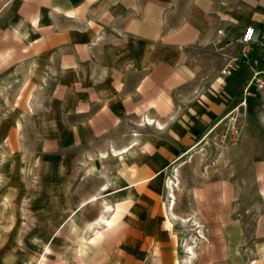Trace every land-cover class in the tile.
<instances>
[{"label": "crops", "instance_id": "1", "mask_svg": "<svg viewBox=\"0 0 264 264\" xmlns=\"http://www.w3.org/2000/svg\"><path fill=\"white\" fill-rule=\"evenodd\" d=\"M250 26L251 55L263 65L264 0H2L0 80L26 82L24 116L38 127L33 168L40 189L56 192L55 221L80 231L117 226L81 254L97 264H173L165 171L241 102L249 64L246 79L241 68L221 70L241 54ZM239 110L245 125L232 163L264 199V89ZM224 183L210 190L230 191ZM238 183L232 190L249 191ZM228 206L213 216L230 248L243 228ZM255 249L264 254V208Z\"/></svg>", "mask_w": 264, "mask_h": 264}, {"label": "rangeland", "instance_id": "2", "mask_svg": "<svg viewBox=\"0 0 264 264\" xmlns=\"http://www.w3.org/2000/svg\"><path fill=\"white\" fill-rule=\"evenodd\" d=\"M7 65L0 63L2 69ZM240 68V76L246 79L248 65L244 62ZM10 81L0 80V264H97L98 256L83 255L79 249L102 244L105 231L113 234L117 226L107 221L80 231L75 224L55 221L56 192L40 189L35 159L31 158L38 127L36 119L24 116V102L30 94L25 95L24 80L8 87ZM8 117L22 118L24 124L16 128L2 125ZM239 118L237 133L225 117L165 171L164 201L169 230L176 238L173 264H264V254L255 249V227L264 199L253 190L252 182L248 184L247 175L237 174L232 163H238L237 146L245 125L243 114ZM218 179L227 181L221 187L229 186L230 191L223 187L211 191V183ZM238 182L249 191L232 190V184L238 187ZM173 199L174 208H170ZM223 202L229 203L226 209L243 228L239 242L230 248L223 245L222 231L213 216L216 205ZM93 206L91 203L87 209L93 211ZM223 257H227L225 263Z\"/></svg>", "mask_w": 264, "mask_h": 264}, {"label": "built area", "instance_id": "3", "mask_svg": "<svg viewBox=\"0 0 264 264\" xmlns=\"http://www.w3.org/2000/svg\"><path fill=\"white\" fill-rule=\"evenodd\" d=\"M254 34H255V28L253 26H250L246 28L242 35V43L244 44L243 50L240 55H237L233 58H231L229 61L226 62L224 67L221 70V73L229 77L234 72L238 71L241 67V65L245 62L248 63L250 66V76L245 84V86L242 88L241 93L243 95V98L239 104L236 105L235 109L232 110L227 117L230 118V124L233 129H235L236 133L239 131V114L241 113L239 108L240 106H245L247 102V98L253 94H255L257 91H260L264 89V64L262 65L261 62L254 58L251 55L252 52V45L254 42ZM224 119L217 123L215 126L222 123ZM213 126V127H215Z\"/></svg>", "mask_w": 264, "mask_h": 264}, {"label": "bare ground", "instance_id": "4", "mask_svg": "<svg viewBox=\"0 0 264 264\" xmlns=\"http://www.w3.org/2000/svg\"><path fill=\"white\" fill-rule=\"evenodd\" d=\"M171 193H173V192H171ZM173 194H174V193H173ZM173 194H171V197H172V198H174V195H173ZM172 202L175 203V202H174V199H173ZM173 206H174V204H173ZM173 208H174V207H173ZM102 218H103V217H102Z\"/></svg>", "mask_w": 264, "mask_h": 264}]
</instances>
